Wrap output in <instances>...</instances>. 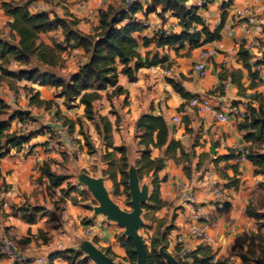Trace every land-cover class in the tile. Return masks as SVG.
Segmentation results:
<instances>
[{"label": "crops", "instance_id": "crops-1", "mask_svg": "<svg viewBox=\"0 0 264 264\" xmlns=\"http://www.w3.org/2000/svg\"><path fill=\"white\" fill-rule=\"evenodd\" d=\"M29 1V13H34L31 9L32 5L45 3L50 11L48 14L50 17L77 20L76 29L82 34H90L98 26V17L88 16L84 10L76 8L75 3L78 0H67L66 4L60 0ZM97 1L87 0L88 7L98 13L109 7L116 12L121 11L119 0H107L102 7L98 5ZM223 1L212 0V3L205 9L197 12L209 32H213L220 24ZM133 3L145 7L149 4V0H133ZM247 5H255L259 17L264 22V0H232L230 6L224 10L223 28L219 32L220 40L218 41L224 48L206 61V76L203 78H199L193 72L192 66L199 60L201 51L212 48L215 41L203 43L204 38L202 37L201 43L196 48H191L188 45L181 49L177 47L157 48L152 38L160 30V22L158 18L150 19L151 15L156 13H150L147 16L140 12L136 13L135 21L145 26L142 32L134 34L138 40L139 54L144 58L145 54L149 52V58L157 55L158 59L166 58V62L157 65L156 70H152L151 67L138 70L134 74V82H130L125 75L119 73L116 86L121 88L123 93L111 95L114 87L102 90L101 98L92 104L94 120L84 118L83 105L75 106V118L79 119V123L78 120L74 122L73 129H68L67 134L62 135L56 141L65 145L66 137L81 136L82 154L79 157H75L68 150H64L60 154L43 150L44 142L54 139V130L63 128L62 120L55 116L56 109L45 111L29 106L28 90L38 92L40 100L56 102L58 100L54 98L56 89L50 85H40L24 79L15 80L5 77L7 81L0 82V99L8 106V113L29 111L30 119L34 123L33 133L37 128L42 130L32 135L28 142L31 149L29 155H23L11 149L10 153L0 160V191L4 192L6 201L10 205L9 209L0 207V236L16 240L28 258L43 257L46 263L51 258L53 264H68L70 254L78 251L91 260L82 249L84 243H90L101 252L103 251L99 248L107 247L111 253V257H108L112 258L114 262L123 260L125 250L114 237L118 231H121V227L116 222L108 220L103 214L95 213V209L100 206L99 202L89 187L81 182V179L86 178L99 182L113 201L107 190V187L112 186V180L105 174L108 170V162L103 159L104 154L111 152V149H106L101 140L97 129V126L100 127L98 117H105L111 123L112 146L126 149L128 170L133 168L136 171V161L140 158L143 149L138 144L135 123L139 116L151 114L163 118L168 128L169 141L180 142L184 151L193 150L195 157L190 162L191 174L187 178L181 165L164 157L165 147L150 149L151 159H164V168L157 173V177L159 199L165 203V206L154 212L153 219L145 221L141 218L140 229L144 232L143 235L152 238L156 235L161 223L166 226L173 218L175 229L167 237L172 238L180 234L187 240L189 227L193 224H188L187 208L183 207L181 202L176 199L173 188L175 182L189 181L195 187L197 201L204 206L203 210L211 212L216 219V223L210 228L209 233L218 241L214 249L218 257L226 260L227 264H232L233 259H235L233 264H240L235 255L245 248L248 237L257 229L255 221L248 217L245 211L253 197L259 193L264 196V190H261L258 185L262 181V176L254 175V167L246 159L240 163H236L234 159L221 160L216 165L212 162L218 157L228 155L230 151L235 152L237 148L249 146L237 128V121L230 117L225 123H217L211 115L202 114L194 108L187 107L186 100L174 91L169 81L179 84L191 97L195 95L208 96L214 107H222L240 101L257 107L255 101L238 95V87L230 82V76L224 81L219 79V74L222 72L232 74L235 79L240 73V83L244 94L257 93L264 96V77H262L264 76V33L246 34L243 31L242 23L232 16L234 10ZM158 11L159 9H156V12ZM172 20L175 19L170 17L166 23L162 24L160 31L165 34H179L182 28L178 26L176 20L175 22ZM10 21V18L1 9L0 0V40H11L13 45H17L18 38L10 36L6 26ZM168 25L171 28L167 30ZM227 30L231 31L230 35ZM143 38L152 41L148 47H144ZM53 39L56 43L61 42L62 46L65 45L60 29L40 35V40L45 45H51L54 42ZM241 45L248 51L250 63H259L257 66L251 65V71H257L262 80L254 89L249 88L252 80L237 58V52ZM62 58L66 71L70 74H74L79 64L86 61L82 50H79L76 57H74L73 50H67L63 53ZM14 64L9 63L6 69L14 73ZM164 69L169 71V74L164 75L162 73ZM120 70L121 66H118V71L120 72ZM255 82L258 83V81ZM7 85H13V88L9 89ZM58 110L62 115L64 114L61 105L58 106ZM176 115L179 116L180 123L174 125L171 120ZM10 125L13 129V122ZM202 154L207 155V159L200 161L201 167L197 171L196 165ZM179 156V151H177L176 157ZM119 158L120 154L114 153L116 162ZM43 164H46L51 172H54L53 165L56 164L67 179L57 187L51 186L48 179L40 172V167ZM234 165L237 166L235 177L237 183L225 189V194L228 196L225 208L213 211L208 206L213 201V197L210 194L205 174L207 171L216 170L217 173L214 177H217L220 183L226 186L227 181L218 176V171L232 177L234 173L231 166ZM116 178L119 181L118 173L117 176L115 173ZM137 178L139 191L145 186L148 197V185L141 184L138 175ZM78 184H82L84 187L81 192L76 189ZM68 187L72 189L67 190ZM94 200L97 204L93 202ZM24 205L31 209L35 208L36 211L31 213L33 223L22 220L21 213L16 212ZM83 219L85 222L102 224L105 227L103 235L100 238H86L85 229L87 227L82 224ZM40 237L47 239V242L43 244ZM93 239L97 241V245L90 242ZM20 240H23L22 244L19 242ZM198 247H200L198 244L189 242L188 248L191 252ZM165 250L169 254L175 252L173 242L169 241ZM91 261L95 263L93 260ZM0 264L9 263L0 256Z\"/></svg>", "mask_w": 264, "mask_h": 264}, {"label": "trees", "instance_id": "trees-1", "mask_svg": "<svg viewBox=\"0 0 264 264\" xmlns=\"http://www.w3.org/2000/svg\"><path fill=\"white\" fill-rule=\"evenodd\" d=\"M188 0H149V4L142 7L138 4H133L132 8L127 12H116L109 7L98 13V26L93 29L90 34H82L76 29L77 20L62 19L56 16L50 17L46 13H29V0H1V9L4 14L10 18V22L6 24L9 29L10 36L18 38L17 45H13L6 40H0V69L2 76L0 82L5 77H10L15 80H27L40 85H51L55 88L61 89L60 96L64 97L66 102L79 100V104L84 106V118L87 120H94L92 104L99 100L101 96L99 91L107 87H114L111 95H119L123 90L116 86L118 74L125 75L130 82H134V74L142 69L164 64L166 58L158 59L157 55L149 58V52L142 58L138 52V40L134 37L135 33H140L145 29V26L135 21V14L141 12L144 16L150 13H156L158 17L162 18L165 14L171 13L173 17L178 20L182 31L179 34H165L160 31L157 32L153 39V43L157 48L177 47L178 49L188 45L191 48H196L201 43H209L220 40L219 32L223 27L225 19L224 10L227 9L232 0H224L221 9V21L219 26L213 31L209 32L205 27L203 21L197 16V9L187 5ZM156 9H159L156 12ZM125 21V23H124ZM193 24H200L201 31L198 33H191L190 30ZM61 30L63 35L62 50H82L86 61L79 64L77 71L70 76L67 84H63L52 77L46 75L37 76L33 71L27 72L21 70L19 72H9L5 67L9 63H15L20 67L28 68L30 59L36 56L39 61L44 64L53 65L56 59V51L52 46L43 43L38 44L41 34ZM152 41L143 38L144 47H148ZM238 61L242 68L247 70L248 77L252 80L249 85L250 89H254L261 83L259 73L251 71V65L257 66L258 62L250 63V56L248 51L241 45L237 52ZM118 66H121L120 72ZM230 76V82L238 87V95L244 98L251 99L257 103V107H248L247 116L242 121L237 122L238 130L243 134V139L249 144L245 159L249 161L254 167V175H264V156L253 152V148L264 143V99L261 94L253 93L246 95L241 86V74L239 73L237 79L232 74L222 72L219 74V79L224 81ZM255 81H258L256 83ZM174 91L180 95L184 100H189L191 96L184 91V89L177 83L169 81ZM28 104L38 109L48 111L54 109L52 101H44L39 99V93L28 90ZM60 111L58 106L55 110V116H58ZM30 118L25 111H15L8 113V106L0 99V160L10 153L11 149L18 151L23 143H28L35 133L42 129L36 130L34 134L24 136L11 132L9 130L10 124L15 119L24 120ZM62 125L69 130L73 129L74 122L63 116L61 118ZM99 126L98 132L101 136L102 142L111 152H106L103 159L108 162L109 168L105 172L112 180L115 187L113 195L118 193V184L124 187L126 193L128 188V163L126 158V149L124 147H113L111 142L112 125L105 117H98ZM136 137L138 144L142 147L140 158L136 161L137 175L142 171L151 173L153 176V189L148 195L147 201L141 204L142 210L158 211L165 206L159 199V180L157 173L164 168V159H151L150 149L164 150V157L172 159L176 164L181 165L185 171H190V162L195 157L193 150L185 152L180 142L169 141L168 128L163 118L151 114H143L139 116L135 123ZM179 151L180 156L176 157V152ZM114 153L120 154V158L116 162ZM207 155L199 156V162L196 165V170H200V161L204 160ZM233 151L228 155L218 157L212 162L216 165L221 160L234 159ZM118 164V173L120 174V181L116 183L115 172H111L114 165ZM233 176L228 177L225 173H220V177L227 181L225 187L235 185L237 166H231ZM40 172L48 179L51 186L57 187L61 185L67 178L62 175H57L51 172L46 164L40 167ZM72 188H67V190ZM65 192V190H63ZM131 205V204H130ZM35 208L22 206L16 210L21 213L22 220L27 223H33L29 212H35ZM246 214L252 218L256 224V232L250 234L247 239L246 249L240 251L241 264H264V214L251 209L250 204L246 207ZM172 218L168 225L164 226L161 223L156 235L151 238L149 250L147 252V264H166L158 253L160 248L166 249L167 235L175 229ZM120 246L124 248L131 264L136 263V255L134 253V246L131 240L127 239L123 232L117 237ZM107 256L111 257L110 250H102ZM211 250L208 247H198L190 253L193 264H211ZM47 264H53L52 259L49 258ZM216 264H227L226 260L220 259Z\"/></svg>", "mask_w": 264, "mask_h": 264}, {"label": "built area", "instance_id": "built-area-1", "mask_svg": "<svg viewBox=\"0 0 264 264\" xmlns=\"http://www.w3.org/2000/svg\"><path fill=\"white\" fill-rule=\"evenodd\" d=\"M63 4L67 3V0H60ZM123 8L125 11H129L133 6V0H123ZM98 5L100 7L104 6L107 0H98ZM87 0H78L75 3V6L78 10H84L88 16L98 17V12L93 8L88 7ZM212 3V0H188L187 5L199 10L205 9L209 4ZM34 13H46L49 14L45 3H39L32 5L31 7ZM198 16V13H196ZM232 16L238 20L243 25V31L246 34L255 33L262 34L264 33V22L259 17L255 5H247L242 8L234 10ZM199 17V16H198ZM223 28V27H222ZM222 30V29H221ZM201 31L200 24H193L190 30L191 33H198ZM227 33L230 35L231 31L227 30ZM224 46L217 40L215 45L212 48L204 49L201 51L199 60L195 62L192 66L193 72L197 74L199 78L206 76V61L214 57L219 51L223 50ZM74 57L79 53L78 49L73 50ZM156 66H152V70H156ZM6 69V67H5ZM8 71V70H7ZM164 75L169 74V71L162 70ZM2 76V70L0 69V77ZM264 77V76H262ZM186 105L189 108L196 109L199 113L209 114L212 116L215 122L225 123L229 120L230 117H233L237 122L244 120L248 112V102L240 101L236 103H230L222 107H214L208 96L205 95H195L192 96L189 100L186 101ZM64 117L70 120H74L76 115L72 113L71 109L66 110V114H63ZM172 123L179 124L180 118L178 115L172 118ZM13 122V129L10 128L11 132L28 136L33 131V121L30 118H26L22 121L15 119ZM37 128L36 130H38ZM68 128L63 126L62 129L58 128L54 130V139L47 140L43 144L44 152L60 154L64 150H68L75 157L81 156V147L80 142L82 140L81 136L75 138L66 137L65 145L59 144L58 141L62 135L67 134ZM14 150V149H13ZM16 151V150H14ZM16 152H19L23 155H29L31 149L28 143H23L20 149ZM234 153V161L240 163L245 160V154L247 153V147L237 148ZM54 173L57 175H62L61 169L56 164L53 165ZM216 170L211 172L207 171L206 181L210 188V194L213 197L208 206L213 211L221 210L225 208L226 201L228 196L225 194V184L220 183L216 176ZM76 189L81 192L84 187L82 184H78ZM174 193L176 199L181 202V205L187 208L188 214V224L191 225L188 230L187 240L183 235H175L172 238L167 237V243L173 242L175 247V256L178 264H193L192 258L190 256L191 251L188 248L189 242H194L199 246L203 245L208 247L211 250V264H216L219 260L217 253L215 252V247L218 244V241L214 239L209 231L215 223L216 219L213 217L211 212H205L203 210L204 206L197 201V196L195 194V187L189 181H180L174 183ZM0 207L3 209H9L10 205L6 201L3 191H0ZM104 226L102 224L94 223L89 225L85 229V234L89 237L100 238L103 235ZM0 256L5 258L9 264H47L43 257H36L30 259L23 252L20 244L11 238L0 236Z\"/></svg>", "mask_w": 264, "mask_h": 264}, {"label": "rangeland", "instance_id": "rangeland-1", "mask_svg": "<svg viewBox=\"0 0 264 264\" xmlns=\"http://www.w3.org/2000/svg\"><path fill=\"white\" fill-rule=\"evenodd\" d=\"M119 3H120L119 4V7H121V12H127L123 8L124 1L123 0H119ZM142 15H144V14L142 13ZM170 17L174 18L177 21L178 26H180V24L178 23V20L175 17H173V15H171L169 13L166 15V17L163 16L162 18L158 17L157 14H153V15H151L150 19L153 20L155 18H158V20L160 22V30H162V24L166 23L169 20ZM175 20H172V22H175ZM148 21L150 22L151 20H148ZM124 23H125V21H124ZM170 28H171V26L168 25L167 26V30L170 29ZM145 39H147V38H145ZM147 40H149V39H147ZM7 41L10 42L11 44H13V41H11V40H7ZM53 41L54 42H52L51 45H48V46L54 47L55 48V51H56L55 54H56L57 57L54 60L53 65L44 64L41 61H39L36 56H34L33 58L30 59V64H29L28 68L20 67V66L14 64V70H15L14 72L17 73V72H19L21 70H25L27 72L33 71L34 74H36L37 76L46 75L48 77H52L54 80H57L59 82H62L63 84H67L69 82L70 76L72 74H70V73H68L66 71L65 62H64V60L62 58V55H63L64 51H61L62 50L61 49L62 48V43L61 42L56 43L55 42V39H53ZM40 43H43V41H41L40 40V37H39L38 44H40ZM3 80L4 81H7V80H5V78ZM13 84H14V82H13ZM7 86H8L9 89H12L13 88V85H7ZM52 87H54V86H52ZM55 89H56V94L54 95V98L55 99H58V100H56V102H53L52 101L54 103V109H56L57 106H60L61 105L62 106L63 113L66 114V110H68V109H71L72 110V113H75L76 111L74 110V108H75V106L77 104H79V100L76 99L73 102L72 101L66 102L65 98L62 97V96H60L61 89H58V88H55ZM100 93H101V91H99V95H100ZM262 99H264V96H262ZM27 101H28V99H27ZM57 104H59V105H57ZM57 117L59 119L63 118V115L61 114V112L59 113V115ZM74 120L75 121H73V122H76L78 120L77 122L79 123V119L75 118ZM31 134H34L33 131L30 133V135ZM253 152H255L256 154H259L261 156H264V143L262 145H260V146H256L255 148H253ZM206 159H207V157L204 159V161ZM203 164H205V162ZM108 168H109V165H108ZM118 168H119V165L116 164L111 169V172H115L116 173V176H117V173H118ZM182 171H183L184 175L187 178L190 177L191 171H185L183 169H182ZM220 173H221V171L220 172L218 171V176H220ZM261 176H262L261 177L262 178V181L258 185H259V188L261 190H264V181H263L264 180V175H261ZM138 177L140 179V183L141 184L148 185V188H149L148 189L149 190L148 191V195H149L150 192L152 191L153 185H154L152 183L153 182V176H152V174L149 175V173H147L145 171H142L139 174ZM119 181H120V174H119ZM119 181H117V178H116V183H118ZM107 190L109 192L110 197L113 199L114 202H116V204L120 207V209H122V210H124L126 212L131 211L129 192L126 193L124 191V187L122 185L118 184V193L115 196L113 195L114 190H115V187L113 185V182H112V186L110 188L107 187ZM93 202L95 204H97L95 200ZM249 204H250L252 210L258 211L261 214H264V196H261L260 193H259V195L253 197ZM29 213L31 215V212H29ZM153 214H154L153 211L143 210V212H141L140 218L144 219L145 221L146 220H149V219L151 220V219L154 218ZM82 224H84L86 227H88L89 225H92L93 222H85V219H83L82 220ZM143 225L145 226V223H143ZM115 226H117V225H115ZM122 232H123V228H121V231H118V233L114 236L116 238V240H118L117 237ZM143 233L144 232H142L141 229L139 228L138 229V234L141 236V238L144 241V244L146 245V248L149 250L151 238H149L147 235L144 236ZM85 237L86 238H90L86 234H85ZM152 237H154V236H152ZM40 239H41V241H42L43 244H45L47 242V239H45V238H41L40 237ZM19 242L22 244L23 240H20ZM90 242H92L93 244L97 245V241L94 240V239L93 240H90ZM246 246H245V249H246ZM99 249H101V250H107L108 248L107 247H104V248H99ZM171 255L172 256H175V252H173ZM239 256H240V251L236 253L235 257H238V259L240 261V264H241V259H240ZM234 260L235 259H233L232 264H233ZM116 263H118V264H131V262H130L127 254H126V252H125V258L123 260H121V261H116ZM68 264H95V263H93L88 258L84 257L83 254L82 253H79V251H78L77 253L74 252V253H71L70 254V258L68 260Z\"/></svg>", "mask_w": 264, "mask_h": 264}, {"label": "water", "instance_id": "water-1", "mask_svg": "<svg viewBox=\"0 0 264 264\" xmlns=\"http://www.w3.org/2000/svg\"><path fill=\"white\" fill-rule=\"evenodd\" d=\"M25 114L29 115V111H25ZM127 175L129 195L131 197V211L129 212L120 209L108 197L99 182H94L86 178H82L81 182L89 187L99 202L100 206L95 209V213H101L108 220L116 222L118 226L123 228V235L132 241L136 255L135 264H147L146 245L138 234V229L142 222L140 218L142 212L141 204L147 201V189L143 186L141 191H139L137 174L133 168L127 171ZM82 249L96 264H118L106 254L94 248L90 243H84ZM158 253L166 264H178L176 259L164 248H160Z\"/></svg>", "mask_w": 264, "mask_h": 264}]
</instances>
